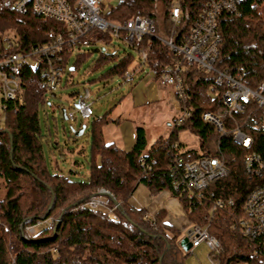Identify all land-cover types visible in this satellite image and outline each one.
<instances>
[{"label": "trees", "instance_id": "obj_1", "mask_svg": "<svg viewBox=\"0 0 264 264\" xmlns=\"http://www.w3.org/2000/svg\"><path fill=\"white\" fill-rule=\"evenodd\" d=\"M157 1L165 8L162 33L177 38L188 31L205 3V0H177L180 4L177 25L169 20L173 0H121L106 12V17L114 22L147 17L152 19L156 33ZM263 4L264 0H243L237 3L238 13L222 10L218 16L221 40L215 66L238 73L239 79L254 89L264 81V16L260 13ZM63 30V24L54 19L31 9L18 13L0 0V59L44 43L52 31ZM107 37L112 36L106 31L104 40ZM123 41L132 49L146 51L144 64L158 72L178 57L150 34ZM100 52L106 56L103 47ZM70 54L64 55L65 66ZM132 58L131 52L125 53L109 73L124 75ZM21 77L19 97L2 101L4 108L0 112V184L5 187L0 198V264H184L179 231L163 222L164 210L152 218L143 208L128 202L138 184H143L151 195L167 189L179 200L191 224H208V231L223 246L217 256L218 264H264V236H244L234 225L243 215V198L262 182L261 176L245 170L242 161L250 153L264 159V105L253 102L244 111H235L231 118L225 119V133L218 134L201 121L200 112L223 110V86H214L213 73L183 64L186 96L182 105L191 115L175 127L189 128L195 133L199 148L185 149L182 143L161 137L147 147L144 128L138 125L133 145L122 149L104 140L102 125L107 118L102 115L91 123L88 173L85 179L78 180L48 168L41 144L38 104L52 93H47L37 69L26 66ZM255 124L258 126L254 127ZM236 125L251 137L249 146L234 140ZM179 155L218 156L223 158L228 171L214 179L201 195L180 191L172 187L171 175L172 159ZM100 189L109 191L118 201L113 213L105 207L86 205ZM105 199L108 207L114 205L110 198ZM218 199L224 204L214 207ZM59 214L60 223L54 234L53 217ZM27 227L34 228L31 235L24 233Z\"/></svg>", "mask_w": 264, "mask_h": 264}, {"label": "built area", "instance_id": "obj_2", "mask_svg": "<svg viewBox=\"0 0 264 264\" xmlns=\"http://www.w3.org/2000/svg\"><path fill=\"white\" fill-rule=\"evenodd\" d=\"M7 5L18 13H26L29 9L45 18L54 19L64 26L63 32L52 31L49 40L32 46L25 51L12 52L0 59V112L3 111L2 101L19 97L23 85L21 71L26 66L37 69L42 79V84L47 93H54L59 87L62 74L66 68L64 55L72 53L74 48L87 47L94 43H103L104 32L111 36L126 41L140 39L146 34L156 37L166 45L168 50L177 59L167 64L162 72L150 69V73L163 86H170L173 90L172 100L175 108L181 111L179 116L173 118L174 126L182 123L190 117L191 111L182 105L185 99L183 87V64L195 65L206 72L214 74V86L222 85L221 100L223 110L215 112L203 109L200 112L201 121L209 124L218 134L226 131L225 119L232 117L235 111L242 112L251 103L264 105V81L258 88H251L239 79L238 73L218 69L215 66L219 53L221 35L218 29V16L222 10L238 13L237 3L243 0H205L186 33L179 38L175 35H164L162 32H153L152 19L135 16L114 24L106 17V12L118 3L112 0H4ZM169 20L172 24L180 23V4L173 0L170 4ZM140 65L146 61V51H141ZM126 79L132 77V73H126ZM214 87V88H215ZM213 89V86L210 88ZM77 110L82 117L93 114L90 101V91L85 89L77 100ZM67 118H73V112L66 111ZM257 125L255 124L254 127ZM234 140L249 146L251 137L242 132L238 125L234 129ZM174 147V144L172 145ZM243 165L249 174L261 176V184L250 190L242 200L243 215L235 220L234 225L247 237L264 236V159L257 153L244 156ZM228 171L223 158L218 156L202 155L197 158L189 156H176L171 162L172 187L180 191H189L201 195L202 191L216 178ZM227 203H231L230 200ZM224 201L218 199L214 207L221 206ZM86 205L92 208L105 207L113 213L116 204L107 206L106 199L102 195L91 196ZM213 207V208H214ZM113 217L116 216L113 214ZM47 223H50L47 221ZM33 227L24 230L26 235H31ZM190 241L189 252L193 248L204 243L209 250L208 259L211 264H218V254L223 250L219 239L208 231V224L200 226L191 224L187 231ZM264 262V261H263ZM236 264H254L251 262H238Z\"/></svg>", "mask_w": 264, "mask_h": 264}, {"label": "rangeland", "instance_id": "obj_3", "mask_svg": "<svg viewBox=\"0 0 264 264\" xmlns=\"http://www.w3.org/2000/svg\"><path fill=\"white\" fill-rule=\"evenodd\" d=\"M112 1L118 3L120 0ZM164 10L163 4L157 1L156 21L159 26L157 34L163 31ZM260 13L264 16V4L260 8ZM113 23L118 24L114 21ZM102 47L106 53L105 57L101 56L100 48ZM115 51L116 54H113ZM127 52H131L133 58L127 65L124 75L134 74L131 80L124 78L123 74L109 73L113 64L117 63L119 58ZM140 55V51L132 49L128 42L114 35L107 37L103 43H94L79 49L74 48L55 95H47L38 104L42 150L51 171L69 174L78 180L86 178L90 126L93 119L102 115L107 118L102 125L104 140L112 141L122 149L131 146L134 141L135 128L138 125L144 128L147 147L161 137L180 142L185 149L199 148V139L195 133L189 128H178L173 124V118L179 116L181 111L174 106L173 90L170 86L163 87L156 80L157 95L152 99L147 98L143 103L136 100L139 85L137 87L135 85L140 82L139 76L150 74L148 66L140 65ZM85 89L90 91L93 109V114L89 117H82L75 106L79 95L83 94ZM146 91L144 89L143 94L147 95ZM61 108H65L67 112H73L74 117L63 119ZM83 124L85 125L83 132L74 136L70 127L78 131ZM172 131L174 134H171ZM70 169L75 172H70ZM103 190L105 189L99 191ZM4 194L5 187L1 183L0 198ZM53 218L54 221L56 220L55 225H59L61 215ZM186 227L179 231V241L187 235L190 224ZM208 253L209 250L204 243L194 248L192 252L183 249V263L211 264Z\"/></svg>", "mask_w": 264, "mask_h": 264}, {"label": "crops", "instance_id": "obj_4", "mask_svg": "<svg viewBox=\"0 0 264 264\" xmlns=\"http://www.w3.org/2000/svg\"><path fill=\"white\" fill-rule=\"evenodd\" d=\"M133 77L134 74L129 80H131ZM139 79L140 82H138L135 85L136 87L139 85L138 93L136 94V100L138 102L143 103L145 102L144 100H146L147 98L152 99L154 96L157 95L156 82H155L157 79L153 77L151 73L145 74L143 76H139ZM144 89L147 90L146 91L147 95L143 94ZM134 141H135V136H134ZM107 142H112V141H107ZM133 143L131 144V146L133 145ZM124 149H128V148H124ZM128 202L136 208H143L147 212V214L152 218L159 210H164L165 215L163 217V222L166 223L167 225L174 227L178 231L184 229L187 225L189 226V224L191 225V223L186 217L184 209L180 204L179 200L175 196H173L170 193V191H168L167 189H163L157 192L156 194L151 195L148 189L143 184H138L134 189V191L132 192Z\"/></svg>", "mask_w": 264, "mask_h": 264}, {"label": "water", "instance_id": "obj_5", "mask_svg": "<svg viewBox=\"0 0 264 264\" xmlns=\"http://www.w3.org/2000/svg\"><path fill=\"white\" fill-rule=\"evenodd\" d=\"M51 95H55L54 93H52ZM48 104H50V102H47ZM75 106H77V103L75 104ZM61 115H62V118L63 119H67L66 117V109L65 108H61ZM85 129V125H81L80 129L77 131L76 129L70 127V131L74 134V136H77L79 134H81L83 132V130ZM94 195H102V196H105V197H108L111 199V201L118 205V201L114 198V196L107 190H103V191H99L97 193H95ZM92 195V196H94ZM51 207V205L49 206V208ZM58 225H55V227L53 228V233L55 234L56 232V229H57ZM180 245L182 247V249L184 250H187L189 247H190V241L188 240L187 236L183 237L181 240H180Z\"/></svg>", "mask_w": 264, "mask_h": 264}]
</instances>
